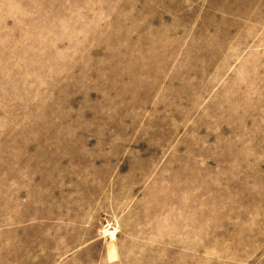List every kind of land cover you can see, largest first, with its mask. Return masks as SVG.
Listing matches in <instances>:
<instances>
[{
	"label": "rangeland",
	"instance_id": "obj_1",
	"mask_svg": "<svg viewBox=\"0 0 264 264\" xmlns=\"http://www.w3.org/2000/svg\"><path fill=\"white\" fill-rule=\"evenodd\" d=\"M0 264H264V0H0Z\"/></svg>",
	"mask_w": 264,
	"mask_h": 264
}]
</instances>
